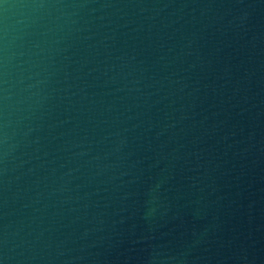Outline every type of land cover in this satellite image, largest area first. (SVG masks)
<instances>
[{"label":"water","instance_id":"water-1","mask_svg":"<svg viewBox=\"0 0 264 264\" xmlns=\"http://www.w3.org/2000/svg\"><path fill=\"white\" fill-rule=\"evenodd\" d=\"M0 264H264V0H0Z\"/></svg>","mask_w":264,"mask_h":264}]
</instances>
